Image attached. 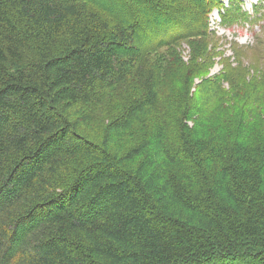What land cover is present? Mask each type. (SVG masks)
<instances>
[{
    "label": "trees",
    "instance_id": "16d2710c",
    "mask_svg": "<svg viewBox=\"0 0 264 264\" xmlns=\"http://www.w3.org/2000/svg\"><path fill=\"white\" fill-rule=\"evenodd\" d=\"M213 11L260 54L264 0H0V264H264V76L210 108L169 78Z\"/></svg>",
    "mask_w": 264,
    "mask_h": 264
},
{
    "label": "rangeland",
    "instance_id": "374dc122",
    "mask_svg": "<svg viewBox=\"0 0 264 264\" xmlns=\"http://www.w3.org/2000/svg\"><path fill=\"white\" fill-rule=\"evenodd\" d=\"M258 1L259 0H242L243 9L245 11H252V6ZM209 25L210 29L214 31L215 34L214 41L211 45L203 46L204 50L200 55L197 56L195 54L197 62L194 77L188 82L186 90L182 80L174 77L173 74L169 77L174 86L184 89L188 98L192 101L199 100L203 102L207 108L213 106L216 99L237 101L235 94L239 93L238 89L240 87V85L237 86L238 76L247 81L257 73H261V76H264V46L260 47L261 55H257L254 51L247 53V51H244L242 48H239L240 51L236 50L238 49L236 47L245 48L254 45V34L258 32V28H255V31L253 30L254 33L247 27L234 26L232 28H225L220 25V18L217 11H213L210 14ZM261 37L264 39V32L261 34ZM192 48L194 47H190L186 42H180L177 47V52L182 61L187 62L191 58ZM205 51L207 52V56ZM192 62H194V60H192ZM236 68H241L237 75L233 72ZM223 73H227L229 76L227 80L221 81L219 86L214 80H211L209 84L203 82L206 79H213L214 77L220 78ZM161 84L162 87L159 90H164L169 84V80H163ZM247 91L251 93V90ZM187 103L188 106L194 104L189 101H187ZM262 105L264 106V91L254 95L250 103V108L258 111ZM142 125L143 121L140 117L133 121L131 126L120 135L119 143H121V145H126L129 141H135L141 131H143Z\"/></svg>",
    "mask_w": 264,
    "mask_h": 264
}]
</instances>
